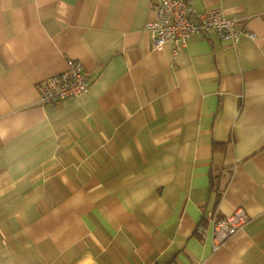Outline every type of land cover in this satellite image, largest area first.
<instances>
[{
    "label": "crops",
    "instance_id": "1",
    "mask_svg": "<svg viewBox=\"0 0 264 264\" xmlns=\"http://www.w3.org/2000/svg\"><path fill=\"white\" fill-rule=\"evenodd\" d=\"M186 1L254 37L173 54L152 0H0V264H264V0ZM69 58L88 91L41 103Z\"/></svg>",
    "mask_w": 264,
    "mask_h": 264
},
{
    "label": "built area",
    "instance_id": "2",
    "mask_svg": "<svg viewBox=\"0 0 264 264\" xmlns=\"http://www.w3.org/2000/svg\"><path fill=\"white\" fill-rule=\"evenodd\" d=\"M153 16L144 24L149 33L151 46L155 50L169 44L173 54L179 52L193 36L206 37L214 31L220 38L235 43L240 36L254 37V33L237 27V20L220 11H197L186 0H152ZM90 77L82 63L67 59L63 71L52 74L37 83L41 103L68 100L85 94L89 89ZM246 222V215L239 209L226 216H209L213 249L233 235ZM201 239L206 229H196Z\"/></svg>",
    "mask_w": 264,
    "mask_h": 264
}]
</instances>
